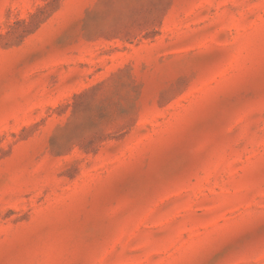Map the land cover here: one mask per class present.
<instances>
[{"label":"rangeland","instance_id":"rangeland-1","mask_svg":"<svg viewBox=\"0 0 264 264\" xmlns=\"http://www.w3.org/2000/svg\"><path fill=\"white\" fill-rule=\"evenodd\" d=\"M0 264H264V0H0Z\"/></svg>","mask_w":264,"mask_h":264}]
</instances>
